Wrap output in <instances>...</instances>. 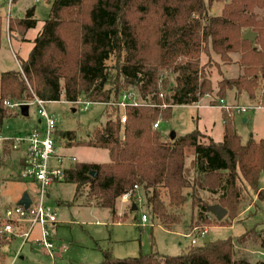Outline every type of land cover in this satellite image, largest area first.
<instances>
[{
	"label": "trees",
	"instance_id": "16d2710c",
	"mask_svg": "<svg viewBox=\"0 0 264 264\" xmlns=\"http://www.w3.org/2000/svg\"><path fill=\"white\" fill-rule=\"evenodd\" d=\"M224 1L53 0L27 59L17 70L0 74V134L7 120L21 115L6 101L31 104L36 96L46 102L106 104L134 92L158 106L127 107L123 113L115 106L107 122L84 141H77L74 131L56 133V142L64 139L105 149L110 157L108 163H75L65 170L61 182L75 185V198L110 210L115 220L122 219L116 213L117 201L141 187L151 213L167 230L182 223L181 211L189 202L196 224L210 225L209 207L219 204L227 216L216 220V225H232L241 214L244 188L264 201V189L259 187L264 139L244 143L234 121L224 113L220 143L210 136L203 142L205 135L198 129L165 139L160 128L153 127L160 118L169 120L173 107L194 105L214 92L202 63L212 50L225 62L231 54H239L238 63L244 68L236 80L218 82L212 106L225 100L226 91L254 98L263 83L264 17L256 10H264V0H229L221 14H213V5ZM3 24L0 16V47ZM37 25L35 9H29L24 18L9 19L8 31L25 40ZM248 30L257 33L254 42L243 39ZM163 103L169 107H159ZM13 153L11 142H6L0 162ZM202 193L217 199L209 204ZM205 241L190 245L179 256L152 251L119 259L107 250L100 264H264L250 262L236 249L248 243L264 248V227L235 238Z\"/></svg>",
	"mask_w": 264,
	"mask_h": 264
},
{
	"label": "rangeland",
	"instance_id": "374dc122",
	"mask_svg": "<svg viewBox=\"0 0 264 264\" xmlns=\"http://www.w3.org/2000/svg\"><path fill=\"white\" fill-rule=\"evenodd\" d=\"M48 1L50 0H0V16L4 21L0 47V74L17 70L21 62L27 59L43 22L48 17L50 8ZM228 2L229 0H225L214 4L212 13L221 14L225 3ZM29 9H35L37 27L28 32L26 40H22L16 33L11 36L8 31L9 19L23 18ZM256 12L261 18L264 17V10L257 9ZM230 56L232 59L225 62L212 50L209 58L206 55L202 57L214 92L203 97L201 103L173 107L171 118L161 121L160 131L165 139L170 138L173 132L184 135L198 129L205 135L203 142H208L209 135L216 142H222L224 138L222 112L234 121L236 132L244 143L250 139L255 141L264 139V75L260 77L263 83H260L261 86L254 98L245 92L226 91L224 97L226 103L248 106L251 108L249 112L238 114L233 109L226 110L220 107L221 111L209 107L211 101L217 99L219 81L236 80L244 74V68L238 63L239 54L233 53ZM170 84L174 85L173 77ZM113 107L101 103L69 104L64 100L49 102L46 105L48 112L57 119L58 133L74 131L77 141L86 140L96 127L103 126L108 120L107 116L113 112ZM37 122V107L31 105L29 116L18 115L7 120L1 135L4 138L24 137ZM43 126L44 123L40 124V128ZM65 142L70 143L59 140L61 146L72 147L62 153L74 155L79 163L110 162L108 150ZM64 160L65 166L71 168L74 165L70 159ZM22 163L17 153L0 162V216L9 206L18 205L25 193L30 196L36 193V186L21 179ZM259 187L264 189V172ZM75 189L76 186L73 184L56 182L47 190L49 194L47 205L53 210L57 224L55 230L51 227L49 230L55 246L65 247L66 250L60 256H55V253H58L56 250L53 251L54 254L47 252L38 242L41 236L40 227H35L28 241L26 237L23 238L22 227L15 234H0V264H100L103 261V253L107 250L119 259L139 257L152 251L162 255L179 256L190 245H199L205 240L235 238L247 230L255 228L259 231L264 227V201H258L255 193L248 187L242 190V206L239 208L241 214L232 225H216L217 219L213 214H210V225L196 224V216L189 202L181 211L184 215L182 223L172 231L157 222L148 206L146 192L141 187L135 189L129 200L117 201L116 209L118 214L122 215L120 220H115L113 213L108 209L88 205L85 198H75ZM202 197L209 204L217 199L208 193H202ZM134 205L137 209L133 208ZM143 215L148 217V222L142 221ZM205 231L207 233L204 235ZM247 246L245 250L242 246L236 247L238 255L244 253L252 263L264 261V248L253 243H248Z\"/></svg>",
	"mask_w": 264,
	"mask_h": 264
},
{
	"label": "built area",
	"instance_id": "2783aa9c",
	"mask_svg": "<svg viewBox=\"0 0 264 264\" xmlns=\"http://www.w3.org/2000/svg\"><path fill=\"white\" fill-rule=\"evenodd\" d=\"M163 98L164 95L160 94ZM49 102L43 101L38 97H34L33 102L28 105H36L37 117L40 124L44 123V126L40 128V124L31 129L24 137L4 138L0 134V153L6 142H11L13 151L19 155L20 161H22L21 179L36 184V193L31 197V204L29 208H25L22 205L9 206L0 216V234H15V232L24 227L23 238L26 237V241L30 238L35 227H40V238L38 242L44 247L47 252L51 254L53 251H58L55 256H60L66 249L65 247H56L53 242V235L50 233V227L52 228L56 224V218L53 210L47 205V199L49 194L47 190L56 182H61L64 178L65 170L68 168L64 165L66 158L57 156L55 154L56 149V126L57 119L54 115H51L46 105ZM200 103V102H198ZM10 108L19 109L21 105L19 103L4 102ZM197 104V103H196ZM90 105V104H88ZM104 105L120 107L123 111L127 107L137 106H158L153 103L144 101L141 97L134 92H126L121 97L118 103L109 102ZM212 105H209L211 107ZM161 108L169 107L168 104L163 103L159 105ZM218 107L225 108L226 110L233 109L238 114H245L251 109L248 106H234L220 101ZM160 118L153 125L154 129L161 127ZM122 123H126V116H122ZM74 164L77 162L75 158L70 159ZM138 187H135L137 189ZM132 192L126 193L122 196V200L127 201L130 199ZM142 221L147 222L148 217L142 216ZM207 231L203 234L205 235ZM196 239V238H194Z\"/></svg>",
	"mask_w": 264,
	"mask_h": 264
},
{
	"label": "water",
	"instance_id": "95a60500",
	"mask_svg": "<svg viewBox=\"0 0 264 264\" xmlns=\"http://www.w3.org/2000/svg\"><path fill=\"white\" fill-rule=\"evenodd\" d=\"M257 36H258L257 33L253 32L252 30H248L244 34L243 39L247 40V41L254 42L257 39ZM29 109H30V106L28 104L21 105V107H20L21 116L28 117L29 116ZM176 135L177 134L173 132L171 134L170 138L175 139ZM91 175L93 177H95L96 173L92 172ZM30 204H31V197L28 193H25L24 196L22 197V199L20 200L19 205H22L25 208H29ZM209 211L211 212V214H213L215 216V218L218 221L223 220L227 216V211L219 204L210 206ZM208 242H209V240L205 241V243H208Z\"/></svg>",
	"mask_w": 264,
	"mask_h": 264
},
{
	"label": "crops",
	"instance_id": "0c3cea01",
	"mask_svg": "<svg viewBox=\"0 0 264 264\" xmlns=\"http://www.w3.org/2000/svg\"><path fill=\"white\" fill-rule=\"evenodd\" d=\"M51 0L50 1H48L47 2V4H48V7H49V5L51 4ZM36 15V14H35ZM24 18V17H23ZM28 34V33H27ZM26 34V35H27ZM16 38V37H15ZM18 39V38H17ZM25 40H26V36H25ZM30 53V52H29ZM29 55V54H28ZM202 102V99L200 100V103ZM211 107H214V106H211ZM215 108H218V109H221L220 107H215ZM221 111H222V109H221ZM222 114H223V112H222ZM40 124V122H39V119H38V122L32 127V129L33 128H35L36 126H38ZM56 133H58V131H56ZM210 137H212L211 135H209ZM213 138V137H212ZM214 139V138H213ZM215 140V139H214ZM62 141V140H61ZM63 141H64V139H63ZM220 143V142H219ZM65 144H69V143H66L65 142ZM70 147H72V146H69V147H65V146H61L60 145V143H59V140H57V142H56V149H55V154L57 155V156H61V157H64V158H66V159H72V158H75L76 159V161L77 162H79L78 161V159L74 156V155H67V154H65V153H62V151H65V150H68ZM83 163H89V162H83ZM68 167V166H67ZM71 167V166H70ZM69 168V167H68ZM31 183V182H30ZM31 184H33L34 186H36V184H34V183H31ZM134 209H137V207L134 205V207H133ZM251 208V207H250ZM249 209V208H248ZM248 211V210H247ZM246 211V212H247ZM116 213H117V215L119 216V217H122V215H120V214H118V211H117V209H116ZM121 219V218H120ZM120 219H118V220H120ZM148 221H149V219H148ZM147 221V222H148ZM56 226H57V224H55L52 228H54V230L56 229Z\"/></svg>",
	"mask_w": 264,
	"mask_h": 264
}]
</instances>
